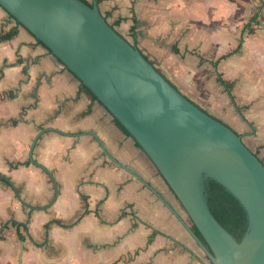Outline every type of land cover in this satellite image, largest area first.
<instances>
[{"label": "crops", "instance_id": "1", "mask_svg": "<svg viewBox=\"0 0 264 264\" xmlns=\"http://www.w3.org/2000/svg\"><path fill=\"white\" fill-rule=\"evenodd\" d=\"M97 1L264 162V30L250 25L264 0ZM178 215L191 224L135 139L0 5V264L22 245L21 264H212Z\"/></svg>", "mask_w": 264, "mask_h": 264}, {"label": "water", "instance_id": "2", "mask_svg": "<svg viewBox=\"0 0 264 264\" xmlns=\"http://www.w3.org/2000/svg\"><path fill=\"white\" fill-rule=\"evenodd\" d=\"M0 5L129 131L199 230L203 239L178 215L212 264H264V162L241 134L180 91L109 23L97 0H0ZM98 139L112 161L155 191ZM207 178L221 183L243 206L248 224L241 240L212 213ZM23 250L22 245L18 264Z\"/></svg>", "mask_w": 264, "mask_h": 264}, {"label": "trees", "instance_id": "3", "mask_svg": "<svg viewBox=\"0 0 264 264\" xmlns=\"http://www.w3.org/2000/svg\"><path fill=\"white\" fill-rule=\"evenodd\" d=\"M84 1L87 2L88 4L92 3L89 0H84ZM111 25L113 27H115V25H113V24H111ZM12 34L13 33L5 34V37H9ZM149 60L152 63H154L153 60H151V59H149ZM158 70L161 71L160 69H158ZM92 94L96 97V95L93 92H92ZM115 122L118 125V127L122 131H124V133L130 135L129 131L124 127V125L117 118H115ZM157 171H158V169H157ZM205 187H206L208 204L210 206L212 213L216 217V219L228 231H230L238 240H241L246 229H247V224H248L247 223V215H246V212H245L243 206L241 205V203L221 183L217 182L216 180H214L212 178L206 179ZM190 221H191L192 228L202 238L197 227L193 224L191 219H190Z\"/></svg>", "mask_w": 264, "mask_h": 264}, {"label": "built area", "instance_id": "4", "mask_svg": "<svg viewBox=\"0 0 264 264\" xmlns=\"http://www.w3.org/2000/svg\"><path fill=\"white\" fill-rule=\"evenodd\" d=\"M250 25L255 29H264V15L259 14L257 15Z\"/></svg>", "mask_w": 264, "mask_h": 264}, {"label": "rangeland", "instance_id": "5", "mask_svg": "<svg viewBox=\"0 0 264 264\" xmlns=\"http://www.w3.org/2000/svg\"><path fill=\"white\" fill-rule=\"evenodd\" d=\"M261 14H264V11H261ZM264 30V29H263ZM131 38V40H133L132 39V37H130ZM144 48V47H143ZM145 49V48H144ZM145 51L147 52V55L148 56H150V58H151V60H155L156 58H155V56L152 54V52H148L146 49H145ZM153 55V56H152Z\"/></svg>", "mask_w": 264, "mask_h": 264}]
</instances>
